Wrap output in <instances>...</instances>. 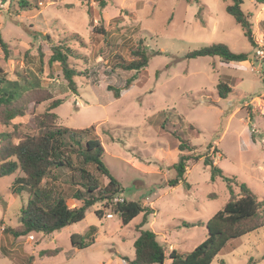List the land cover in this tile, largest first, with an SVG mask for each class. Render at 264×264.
Listing matches in <instances>:
<instances>
[{"label":"rangeland","instance_id":"rangeland-1","mask_svg":"<svg viewBox=\"0 0 264 264\" xmlns=\"http://www.w3.org/2000/svg\"><path fill=\"white\" fill-rule=\"evenodd\" d=\"M9 1L0 0V36L9 50L7 59L0 50V75L26 89L40 86L52 99L37 104L46 92L25 93V115L9 124L0 120V132L33 133L34 117L44 113L52 100L61 99L63 103L52 110L55 125L75 130L94 127L104 150L103 164L120 184L119 196L151 207L154 213L147 219L151 225L145 228L155 231L162 246L167 239L181 253L193 250L207 235L205 226L186 228L184 223L204 224L229 197L222 178L210 180L206 156L225 178L245 184L264 209V68H258L264 63L258 58L264 52L263 30L257 35L252 29L256 43L252 48L226 12L228 1L26 0L23 9L18 0ZM241 1L242 12L255 13L254 3ZM96 26H102V35L93 36ZM217 43L247 54L248 60L224 63L218 57H187ZM53 46H66L76 55L69 57L70 66L80 73L74 78L75 92L67 88L60 66L48 65ZM136 48L146 53L147 66L123 70L121 65L135 58ZM220 82L230 88L226 99L218 97ZM115 90L120 94L117 99ZM181 141L191 148L179 151ZM182 155L188 158L185 171L170 187L168 182L176 178L173 165ZM87 170L101 185L107 183L94 165ZM18 174L22 175L0 178V221L4 219L0 230L21 226L18 214L28 193H12ZM56 176L55 184L72 207L71 180L77 173L64 168ZM231 186L238 194V188ZM103 206L95 204L82 221L69 225L70 233L92 242L89 247L72 254L64 231L59 238L61 255L44 257L37 264H106L117 252L130 257L142 215L122 225L112 208L103 210ZM96 210H103L102 218ZM8 234V230L3 233L6 243L1 242L0 264H11L5 256ZM12 246L21 250L22 243ZM221 261L264 264V228L231 241L211 264Z\"/></svg>","mask_w":264,"mask_h":264},{"label":"trees","instance_id":"trees-1","mask_svg":"<svg viewBox=\"0 0 264 264\" xmlns=\"http://www.w3.org/2000/svg\"><path fill=\"white\" fill-rule=\"evenodd\" d=\"M10 0L9 2H11ZM88 1V0H81ZM188 1V0H187ZM225 8L239 25L252 48H255L252 33L253 24L251 14L241 11V0H229ZM257 5H264V0H254ZM21 9L27 5L26 0L17 1ZM104 6V3L101 2ZM102 22V19L100 20ZM92 29L93 36L102 35V26ZM264 36V30H263ZM77 37V36H76ZM79 44L84 46L80 40ZM0 50L5 59L9 57L8 44L0 36ZM132 55L135 57L127 64H122L125 71H140L147 66V56L143 49L136 48ZM39 61L42 62V51L38 50ZM69 57L76 55L66 46H53L48 65L57 63L62 71L67 88L75 92L74 78L80 73L70 66ZM188 58L218 57L224 63H241L248 60L244 53H234L221 43L202 47L187 54ZM218 97L226 99L230 88L220 82L216 85ZM46 92L37 100V104L52 99V95L40 86L32 85L26 89L17 81H10L4 75H0V120L3 124H9L15 118L25 115V93ZM113 96L119 98V90H115ZM63 101L52 100L46 111L34 117L33 133L16 134L12 132H0V178L9 177L16 172L22 177H16L11 186L15 194L26 190L28 198L25 206L20 209L18 217L20 230H10L14 238L24 237L30 233L49 235L71 224L82 221L86 212L95 204L103 203V210L112 208L118 215L122 225H128L139 215H142L140 223L136 226L137 237L133 242L134 257L129 264H163L166 255L164 247L157 241L156 235L149 229H143L148 216L154 213L149 206L140 201H126L112 204V200L121 192L119 182L113 178L102 161L103 146L99 138L93 134L94 127L75 130L55 125L56 115L52 110L60 106ZM191 148L189 142L178 145L181 152ZM188 158L180 156L177 164L173 165L176 178L168 182V186L174 187L180 181L185 171V161ZM204 164L211 168L210 180L222 178L229 192V197L223 207L215 212L206 223H184L183 227L206 228L205 240L193 250L179 253L175 250L168 255L170 264H211L220 255L227 245L243 236L264 228V209H261L256 196L243 183L225 178L222 170L215 166L208 156ZM94 165L96 170L107 177V183L101 185L87 167ZM77 173L76 180H71L74 188L72 199L81 202L80 207H70L67 197L60 186L56 185V172L61 169ZM231 183L238 188V194L234 193ZM103 210H96L97 217L102 218ZM5 230V232L7 231ZM70 244L78 249L89 247L92 242L85 241L84 236L72 234ZM57 251H43L41 256H53ZM220 264H225L223 261Z\"/></svg>","mask_w":264,"mask_h":264},{"label":"crops","instance_id":"crops-1","mask_svg":"<svg viewBox=\"0 0 264 264\" xmlns=\"http://www.w3.org/2000/svg\"><path fill=\"white\" fill-rule=\"evenodd\" d=\"M226 1H228V4H230L229 0H226ZM250 2L254 3L255 13H251V12H247V13L251 14V23L253 24V27H252L253 33L254 34L258 33L257 35H259L260 28L262 30H264V5H257L254 0H250ZM38 13H40V11H38ZM16 177H22V175L18 174L17 176H15V178ZM80 206H81V202L75 201V203L72 205V208L80 207ZM2 220H4V219H1V221ZM147 224H149V226H150L151 222L149 223V220H147V223L144 225L143 229L150 228V227L145 228ZM18 229L20 230V228H18ZM5 230L6 229L0 230V257H3L2 252H1V250H2L1 249V247H2L1 246V242L3 241V239H5V243H6V237H3V233H5ZM68 230H69V226H67V227H65V228H63V229H61V230H59L57 232L49 234V235H43V234H40V233H30L27 236L18 237V238L12 237V235L9 233L8 234L9 235L8 236L9 237V254L6 253L5 256L6 257L9 256V261H10L11 264H15V263L37 264V262L42 261V259L44 257L46 259H50V258H54L55 259L59 255H61V253L63 252V247L61 245H59V238L63 236L64 231H68ZM149 230H151L156 235V233H155V231L153 229H149ZM72 234H77V235L81 236V234H79V233H70L68 231L67 237L69 238V243H70V236ZM10 235H11L12 238H10ZM136 237H137V235L134 237V239L132 241V247H133V242H134ZM156 238H157V235H156ZM48 240H50L49 243H47ZM18 242L22 243L21 250L19 248L17 249L14 246H12V244H14V243L17 244ZM164 242H165L164 243L165 246H163V247L165 249V254L166 255H169V253L171 251H173V250L178 252L176 250V248L173 247V245H171L170 243L167 242V239H164ZM44 243L46 245H44ZM49 244H53V245L57 244V245L53 246V247H46ZM166 245H167V247H166ZM168 247H171V249H168ZM47 250L48 251H55L56 250L57 253L55 255H53V256H45V255L41 256L40 255L41 252L47 251ZM79 250H83V249H78V248L73 247L71 245V251H69V252H72V254H75V252H78ZM15 251L18 252V255L15 254L16 256H14ZM132 253L133 254L130 257H126V256H121L117 252L115 254V257L109 259L106 264H129L128 261H131L133 259V257H134V249H133ZM179 253H181V252H179ZM20 254H21V257H19ZM69 258L70 257L68 256L67 259H69ZM113 259L115 261H113ZM13 261H15V262L13 263ZM111 261H113V262H111ZM167 262H168V264H170V260H167V261L164 260L163 264H166Z\"/></svg>","mask_w":264,"mask_h":264},{"label":"built area","instance_id":"built-area-1","mask_svg":"<svg viewBox=\"0 0 264 264\" xmlns=\"http://www.w3.org/2000/svg\"><path fill=\"white\" fill-rule=\"evenodd\" d=\"M258 53H260V52H258ZM256 54H257V52H256ZM258 58H259V60L264 59V52L262 54L258 55ZM258 68L259 69L260 68H264V63H261L260 65H258ZM123 200H124V198H122V197H120L118 195L112 200V204L122 203ZM106 218H112V215L111 214H107Z\"/></svg>","mask_w":264,"mask_h":264}]
</instances>
